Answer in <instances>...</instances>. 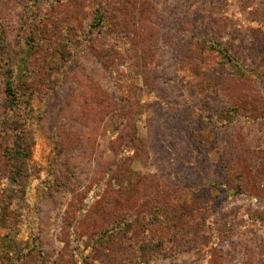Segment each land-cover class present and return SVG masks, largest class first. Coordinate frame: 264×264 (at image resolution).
I'll return each instance as SVG.
<instances>
[{
    "label": "rangeland",
    "instance_id": "rangeland-1",
    "mask_svg": "<svg viewBox=\"0 0 264 264\" xmlns=\"http://www.w3.org/2000/svg\"><path fill=\"white\" fill-rule=\"evenodd\" d=\"M51 1L0 0V264H264V0Z\"/></svg>",
    "mask_w": 264,
    "mask_h": 264
},
{
    "label": "trees",
    "instance_id": "trees-1",
    "mask_svg": "<svg viewBox=\"0 0 264 264\" xmlns=\"http://www.w3.org/2000/svg\"><path fill=\"white\" fill-rule=\"evenodd\" d=\"M33 1V4H32V6L34 7V8H37V6H38V4H39V2L41 1V0H32ZM51 0H44V2H50ZM52 3L51 4H55V2L56 1H51ZM50 4V9H52V7H53V5H51ZM45 15H48V14H45ZM53 17L54 16H52V15H48V16H45V18L43 19L44 21H43V26H45V24H46V26H49V28H51V29H53V24H51L50 23V20H52L53 19ZM38 23V22H37ZM39 24V26H41L42 27V25L40 24V23H38ZM46 28H48V27H46ZM46 28H45V30H46ZM32 29H34V27L32 28ZM47 31H49L50 33H52V31H50V30H47ZM55 31V30H54ZM47 35L45 34V33H41V34H39L38 35V37H36L35 39H38V40H40V39H46L45 37H46ZM34 38V37H33ZM34 47H37L38 45H33ZM211 48L213 49V50H216V51H218V52H220L222 55H223V57L224 58H226V59H228V50L226 49V48H219V47H217V46H211ZM12 91V87H11V85L10 84H8V86H7V94H8V96L9 97H11L12 99L14 98L13 96L14 95H10V92ZM15 99V98H14ZM13 99V101H15ZM21 147H19V149H17L15 152H17V155H23V151H21Z\"/></svg>",
    "mask_w": 264,
    "mask_h": 264
}]
</instances>
